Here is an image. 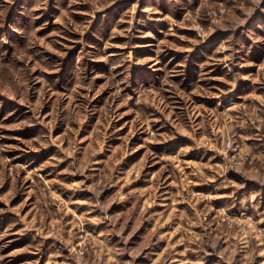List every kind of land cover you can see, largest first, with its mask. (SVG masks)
Instances as JSON below:
<instances>
[{"label": "rangeland", "instance_id": "1", "mask_svg": "<svg viewBox=\"0 0 264 264\" xmlns=\"http://www.w3.org/2000/svg\"><path fill=\"white\" fill-rule=\"evenodd\" d=\"M0 264H264V0H0Z\"/></svg>", "mask_w": 264, "mask_h": 264}]
</instances>
